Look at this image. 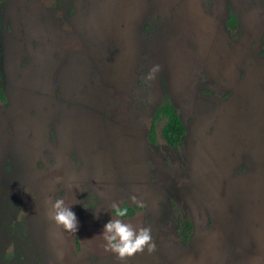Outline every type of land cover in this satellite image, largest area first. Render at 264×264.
I'll use <instances>...</instances> for the list:
<instances>
[{
	"label": "rangeland",
	"instance_id": "1",
	"mask_svg": "<svg viewBox=\"0 0 264 264\" xmlns=\"http://www.w3.org/2000/svg\"><path fill=\"white\" fill-rule=\"evenodd\" d=\"M0 72V264H264V0H0ZM164 95L176 149L147 139ZM123 204L151 254L107 247Z\"/></svg>",
	"mask_w": 264,
	"mask_h": 264
},
{
	"label": "clouds",
	"instance_id": "2",
	"mask_svg": "<svg viewBox=\"0 0 264 264\" xmlns=\"http://www.w3.org/2000/svg\"><path fill=\"white\" fill-rule=\"evenodd\" d=\"M159 70V66H155L149 73V79H154V73ZM46 203L50 206L49 215L58 227L68 232H77L78 221L71 207H65L63 199H49ZM114 219L105 225L102 235L106 241L107 247L117 254V258L124 261L132 258L137 253H143L145 249L151 254L155 251L156 245L152 240L151 228L143 227L139 230L133 228L122 218L128 215L127 207L113 205Z\"/></svg>",
	"mask_w": 264,
	"mask_h": 264
},
{
	"label": "trees",
	"instance_id": "3",
	"mask_svg": "<svg viewBox=\"0 0 264 264\" xmlns=\"http://www.w3.org/2000/svg\"><path fill=\"white\" fill-rule=\"evenodd\" d=\"M223 27L231 38H236L238 36L236 17L231 11L227 12L223 20ZM5 101L6 95L3 89L2 74L0 72V102L4 103ZM159 122V136L165 142V144L173 149L181 146L185 136V126L177 114L174 105L166 95L162 97L161 101L153 109L147 130V139L150 143H154L155 141V127ZM120 207L128 208V215L126 217L131 216L134 210L137 208L136 206H127L125 204L120 205ZM111 213L114 215V208L111 209ZM177 224L180 231L181 243L185 244L188 240L189 234L191 233L192 226L187 219H179Z\"/></svg>",
	"mask_w": 264,
	"mask_h": 264
},
{
	"label": "flooded vegetation",
	"instance_id": "4",
	"mask_svg": "<svg viewBox=\"0 0 264 264\" xmlns=\"http://www.w3.org/2000/svg\"><path fill=\"white\" fill-rule=\"evenodd\" d=\"M6 95V94H5Z\"/></svg>",
	"mask_w": 264,
	"mask_h": 264
}]
</instances>
